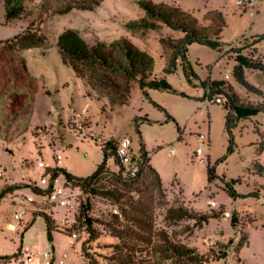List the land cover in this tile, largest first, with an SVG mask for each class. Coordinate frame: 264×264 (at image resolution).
<instances>
[{
    "label": "rangeland",
    "instance_id": "obj_1",
    "mask_svg": "<svg viewBox=\"0 0 264 264\" xmlns=\"http://www.w3.org/2000/svg\"><path fill=\"white\" fill-rule=\"evenodd\" d=\"M137 1L23 0V16L11 22H6L0 2V47L19 35H38L41 39L38 47L20 45L16 49L25 66L22 77L35 81L34 101L16 116L7 117L6 103L13 89L0 91V169L3 171L0 191L10 185L23 187L0 200V256L22 252L17 259H0V264H24L27 256L34 255L37 257L28 264H49L52 260V264H59L64 253L68 254L64 264H85L80 247L88 236L76 222L84 196L80 189L65 188L64 177L60 175L54 187L63 188L64 194L72 197V205L49 206L45 197L31 191L34 185L41 189L49 186V178L37 164L48 163L86 178L102 162L101 145L110 139L119 142L123 138L131 140L135 156L139 154L142 140L151 166L160 175L161 193L154 178L146 174L137 180V186L135 184L139 192L129 194L144 202L156 230L175 235L179 243L202 255L211 257L224 253V259L208 264H264V175L252 169L253 163L264 167V113L238 124L233 130L234 151L227 155L229 144L223 106L204 104L203 89L198 81H194L196 87L187 83L180 61L174 73H163L169 51L163 50L160 39H179L182 33L163 26L150 30L128 28L129 22L145 17ZM148 1L174 4L192 14L200 25H206L203 18L208 11L221 12L226 27L220 40L225 46L237 41L235 49L223 55V49L216 52L192 44L188 47V61L199 80H227L244 102L264 103V76L260 72L246 71L245 76L263 92L262 96L248 93L231 74L235 50L251 37L264 35V0H260L255 16L243 12L237 0ZM66 6L75 9L59 14ZM81 6L87 10H79ZM68 28L78 30L90 45L121 37L130 39L153 57L152 79H164L174 92L147 89L144 94L138 83L132 82L130 94L122 103L110 104L106 98L92 100L82 81L61 63L57 54V36ZM254 49L264 63V41L243 54L250 55ZM167 115L174 122L168 121ZM201 134L205 136L202 154L195 157ZM57 156H60L58 161ZM207 165L214 166L217 175L211 182L207 178ZM107 169L118 172L111 158ZM43 177L46 184H41ZM222 177L226 181H239L234 185L238 197L228 196ZM107 181L104 179L99 185L107 186ZM252 193H257L258 197H253ZM30 199L33 201L29 202ZM212 202L215 206L210 204ZM91 205V215L98 221L95 229L100 235L87 249L101 264H108L107 259L118 240L102 223H113L111 215L120 216V212L110 200L102 197H92ZM178 206L200 214L221 215L200 227H195L194 221L168 223L166 210ZM18 211L23 214L20 222L15 223ZM39 212H45L56 223L58 231L52 234V242L47 240L45 221L40 216L24 231ZM225 212L229 217L224 216ZM234 216L239 219L236 227L231 226ZM10 224L14 225L13 229ZM73 233L77 235L75 240L71 238Z\"/></svg>",
    "mask_w": 264,
    "mask_h": 264
},
{
    "label": "trees",
    "instance_id": "obj_2",
    "mask_svg": "<svg viewBox=\"0 0 264 264\" xmlns=\"http://www.w3.org/2000/svg\"><path fill=\"white\" fill-rule=\"evenodd\" d=\"M0 2L4 6L6 22L18 20L23 16V0H0ZM137 4L144 11L145 17L129 22L128 28L150 30L163 26L182 33L183 36L179 39H160L163 50L169 51L163 73H174L180 61L187 83L196 87L194 81H198L203 89L202 101L214 97L224 101L222 104L225 111L224 130L229 144L227 155L232 154L234 151L233 130L240 122L264 113V103L244 102L227 80H210L209 78L205 81L199 80L187 58L188 47L192 44L206 46L216 52L224 48L225 44L220 40L221 33L226 27L223 14L217 10L208 11L203 18L206 25H200L192 14L181 10L174 4H156L148 0H138ZM73 9L75 7L66 6L59 14H66ZM78 9L87 10L85 6ZM262 41H264V35L254 36L249 41H244V45L235 50L236 54L233 58L235 64L231 70L233 80L248 93L257 96H262L263 92L247 81L245 73L246 71H257L264 76V63L260 57L256 56V49L250 55L243 54V51L255 47ZM40 43L41 39L38 35L25 34L15 37L13 41L6 42L0 47V91H6L9 87L13 89L6 103L7 117L16 116L25 110L34 101L36 94L34 79L22 77L25 73V66L23 60L18 57L16 49L20 45L34 48ZM56 49L61 63L82 81L87 96L92 100L101 101L106 98L110 104L122 103L130 94L132 82H137L144 94L147 89L174 92L164 79L159 81L152 79L153 57L140 50L126 37L110 42L98 41L90 45L78 30L68 28L57 36ZM21 90L26 92L20 93ZM167 120L174 122L169 115H167ZM117 144L118 142L110 139L101 145L102 162L97 165L96 170L89 177H76L56 167L44 172L45 176L50 177V185L47 189H41L36 185L33 188L29 187L35 195H47L51 191L54 180L63 175L65 186L80 189L84 197L79 205L76 222L88 236L80 247L81 257L85 264H101L87 249V245L98 239L100 235V232L95 229L98 221L91 215L92 197L110 200L120 212V216L111 215L113 223H102L111 236L118 240L113 247V253L107 259L108 264H208L211 261L224 259V253L219 252L211 257L202 255L196 249L179 243L175 235L154 228L152 216L148 213L147 207L143 205L144 202L129 194L139 192L140 189L136 187L137 180L146 174L154 178L157 189L161 193L163 187L160 175L151 166L142 140H140V150L136 157L138 173L134 177L125 175L124 168L115 156ZM110 158L118 168L117 173L107 169V162ZM252 169L256 174L264 175V167L259 163H253ZM206 172L209 182L217 178L214 166L207 165ZM104 179L109 180L108 185H99ZM221 180L224 184V191L230 198L234 199L239 196L234 189V185L239 181H226L225 177ZM21 188H23L22 185L3 187L0 191V200ZM252 196L257 198L258 194L252 193ZM219 215L221 213L200 214L184 206H178L166 210L165 220L170 224L194 221V226L200 227ZM38 216L44 219L47 240L52 242V234L58 231V228L52 217L46 213L39 212L35 215L24 231L31 227L34 218ZM238 223V217L234 216L231 226L236 227ZM244 239L245 236H242L241 240ZM21 254L19 250L11 256H0V259H17ZM52 262L53 260L49 264Z\"/></svg>",
    "mask_w": 264,
    "mask_h": 264
},
{
    "label": "built area",
    "instance_id": "obj_3",
    "mask_svg": "<svg viewBox=\"0 0 264 264\" xmlns=\"http://www.w3.org/2000/svg\"><path fill=\"white\" fill-rule=\"evenodd\" d=\"M259 3L260 0H237V6L243 11V12H249L250 16H255L258 13V8H259ZM237 46V41H235L234 43H231L230 45H226L223 50L222 53L223 55H225V53L230 52L231 50L235 49V47ZM225 78H228V76L226 75ZM224 103V101L221 98L218 97H214V98H206L204 100V104L208 105V104H216V105H222ZM199 139L201 141L200 143V147L197 149V151L195 152V157H199L202 154V149L201 147L203 146V140L205 139L204 135H199ZM115 156L118 160V162L120 163V165L124 168V174L129 176V177H134L136 176V174L138 173V167H137V163H136V157L131 149V140L129 138H123L121 139L115 149ZM60 160V156L56 157V161ZM199 162H203V159H200ZM38 167L44 169V171H46L47 169L50 168H55L52 167L51 165H49L48 163H44V162H39L37 164ZM3 176V171L0 169V178ZM49 178V185H50V177L47 176ZM57 181L54 180V182L52 183V188L51 191L47 194L44 195L42 197L46 198V203L51 206V207H55V206H60V207H69L72 205V197L66 196L64 194V189L63 188H55L54 184ZM47 181L46 179L43 177L41 179V184H46ZM49 187V186H48ZM65 188H71L70 186H66ZM33 200H29V202H32ZM212 206H215V203L212 202L210 203ZM117 212V211H115ZM22 211H18L17 213H15L14 219H15V223L20 222L21 218H22ZM225 217H229V213L225 212L224 213ZM12 229L13 224H11L10 226ZM77 235L75 233H73L71 235L72 239H76ZM37 255L34 256H27L24 259V264H28L29 262H31L33 260V258H36ZM67 258V253L63 254L62 259L59 261V264H63L64 261Z\"/></svg>",
    "mask_w": 264,
    "mask_h": 264
},
{
    "label": "crops",
    "instance_id": "obj_4",
    "mask_svg": "<svg viewBox=\"0 0 264 264\" xmlns=\"http://www.w3.org/2000/svg\"><path fill=\"white\" fill-rule=\"evenodd\" d=\"M226 77V76H225ZM45 213V212H44ZM19 223V222H18ZM11 226V224L9 225V227ZM13 227H14V225H13ZM11 228V227H10ZM12 229V228H11ZM80 255H81V252H80ZM67 257H68V254H67ZM82 258V257H81ZM67 259V258H66ZM84 261V260H83ZM64 263H65V261H64ZM63 263V264H64Z\"/></svg>",
    "mask_w": 264,
    "mask_h": 264
}]
</instances>
